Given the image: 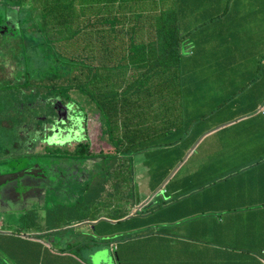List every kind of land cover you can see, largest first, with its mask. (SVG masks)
Instances as JSON below:
<instances>
[{"label":"crops","instance_id":"obj_1","mask_svg":"<svg viewBox=\"0 0 264 264\" xmlns=\"http://www.w3.org/2000/svg\"><path fill=\"white\" fill-rule=\"evenodd\" d=\"M173 2L177 71L157 76L145 111L157 114L158 138L175 135L164 146L177 155L145 197V223L157 224L142 235L149 247L114 250L116 260L263 264L264 0Z\"/></svg>","mask_w":264,"mask_h":264},{"label":"trees","instance_id":"obj_2","mask_svg":"<svg viewBox=\"0 0 264 264\" xmlns=\"http://www.w3.org/2000/svg\"><path fill=\"white\" fill-rule=\"evenodd\" d=\"M0 4L14 15L18 27L16 33L0 31V48L12 52L6 71L0 73V97L31 108L29 115L15 118L11 148L0 149V161L12 155L16 168L30 172L39 169L42 159L75 161L95 154L128 160L144 147H153L157 114L145 111V101L150 106L156 101L158 85L164 84L156 81L158 75L177 71L174 64L184 38L175 22L173 0H0ZM35 55L49 69L34 67ZM131 67L135 71L128 73ZM58 107L70 115L65 118L69 126L82 120L83 139L48 144L55 138L51 127L62 126ZM33 110L36 124L26 133L35 139L27 140L24 130L34 123ZM91 119L104 144L95 151L87 127ZM173 120L167 116V128ZM3 128L13 124L1 118ZM5 237L8 250H15V241L25 247L42 246L46 259L37 264H83L67 252L78 254L86 245L113 242L59 240L52 242L53 250L23 237Z\"/></svg>","mask_w":264,"mask_h":264},{"label":"rangeland","instance_id":"obj_3","mask_svg":"<svg viewBox=\"0 0 264 264\" xmlns=\"http://www.w3.org/2000/svg\"><path fill=\"white\" fill-rule=\"evenodd\" d=\"M17 30L14 15L0 4V31L16 33ZM11 53L0 48V73L6 71L5 66L9 65ZM32 58L34 67L42 66L49 69V66L41 62L39 55ZM22 68L19 66L17 71H21ZM134 71L135 68L131 67L128 73ZM40 75L38 73L36 79ZM130 81L128 79V82ZM32 103L35 105L36 100ZM57 110L62 126L58 124L51 127L55 138L47 140L48 144L83 139L82 120L78 118L76 126L79 131L76 132L73 130L76 126L71 127L65 122V118L70 117L66 109L58 107ZM30 113L31 108H28L26 103L20 100L16 104L9 103L0 97V119L13 124V128L0 130V149L3 152L11 148L10 143L16 128L14 126L17 125L15 118ZM74 115L80 116L77 113ZM30 117L31 121L35 120L34 110ZM34 124L35 121L26 126L25 139H35L33 133H26L27 129L32 132ZM97 126L93 119L87 126L93 151L99 147L104 148ZM26 135L30 137H25ZM175 138L173 133L166 139L156 136L150 143L153 147L149 149L144 147L128 160L95 154L75 161L68 158L59 162L50 159L40 160L38 165L41 168L35 172L44 176L36 177L35 174L31 176L24 173L27 176L22 178L21 191L17 193L14 203L9 201L6 194H1L0 264H37L39 261H45L47 255L44 248L35 245L36 243L25 247V243L15 241V250L5 249L7 235L40 242L53 250L56 248L55 246L50 248L52 242L59 240L88 243L94 238V241L103 239L113 241L106 245H86L78 254L67 252L72 257L79 258L83 264H120L122 261L116 260L115 251L117 256L122 252L145 251L149 246L142 235H145L148 227L157 226L156 222H150L149 225L145 223V197L158 182L159 175L170 168L172 159L177 155L171 147L164 146L165 143L169 146L174 145ZM8 158L11 159L12 155ZM24 194H29L26 201L22 200ZM159 201L156 198L155 205ZM92 227L94 229L91 231Z\"/></svg>","mask_w":264,"mask_h":264},{"label":"flooded vegetation","instance_id":"obj_4","mask_svg":"<svg viewBox=\"0 0 264 264\" xmlns=\"http://www.w3.org/2000/svg\"><path fill=\"white\" fill-rule=\"evenodd\" d=\"M24 173H28L31 176L35 174L37 177H42L44 176L43 174L36 173L35 171H30V172H22L18 168H16L15 165L12 164V161L10 158H6L5 160L0 161V199H1V194H6L8 197L9 201L15 202V198L18 196L17 193L21 191V186H22V178L24 176H27ZM29 194H24V197L22 200H27V196Z\"/></svg>","mask_w":264,"mask_h":264},{"label":"built area","instance_id":"obj_5","mask_svg":"<svg viewBox=\"0 0 264 264\" xmlns=\"http://www.w3.org/2000/svg\"><path fill=\"white\" fill-rule=\"evenodd\" d=\"M262 113H263V115H264V109L262 110ZM262 262H263V264H264V251L262 252Z\"/></svg>","mask_w":264,"mask_h":264},{"label":"water","instance_id":"obj_6","mask_svg":"<svg viewBox=\"0 0 264 264\" xmlns=\"http://www.w3.org/2000/svg\"><path fill=\"white\" fill-rule=\"evenodd\" d=\"M153 203H154V201L150 202L147 206H150V205H152Z\"/></svg>","mask_w":264,"mask_h":264}]
</instances>
